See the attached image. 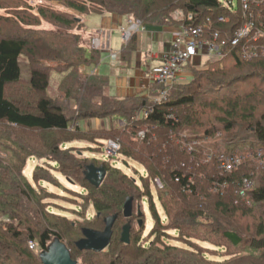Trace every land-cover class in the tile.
Wrapping results in <instances>:
<instances>
[{"label":"trees","instance_id":"16d2710c","mask_svg":"<svg viewBox=\"0 0 264 264\" xmlns=\"http://www.w3.org/2000/svg\"><path fill=\"white\" fill-rule=\"evenodd\" d=\"M48 1H58L68 10L42 4L37 8L38 14H33L28 11L29 5H9V0H0V9L8 11L7 16L0 14V264H43L40 254L56 238L68 241L72 258L79 264H92L93 256H106L109 264H254L251 259H263L264 86L242 88L234 95L229 91L250 77L264 81V0H252L248 12L241 2L235 8H227L221 0ZM175 11L182 12L183 18L175 19ZM74 12H111L159 26L203 25L210 19L211 30L205 37L211 38L213 30L220 31V40L226 42L223 47L226 55L208 62L211 65L204 70L193 69L192 78L175 84L169 97L160 103L151 99L158 94L156 84L150 97L118 98L110 93L108 76L85 71L88 66L99 64L100 51L84 43L83 23ZM250 14L262 35L255 43L256 54L244 56L240 46L233 47L227 40ZM220 17L226 21L220 22ZM42 20L62 30L40 28ZM133 47L134 37L124 47L123 57ZM21 56H26L32 65L30 86L25 88L31 97L26 104L11 92L21 82ZM225 61L230 63L223 64ZM45 62L58 65L52 67ZM52 71L63 74L59 91L64 94V102L48 93ZM107 118L113 123L127 119L132 128L130 132L126 126L119 130L126 136L125 140L120 139V153L143 161L150 177L159 178L164 186L159 197L169 223L162 224L152 205L155 224L151 235L156 240L148 244L140 245L138 237L132 238L131 234L139 195L135 181L105 162L88 163L73 154L72 149L60 147L78 139L93 142L105 139L84 132L79 126L75 130L72 127L77 121ZM141 125L147 126L144 139L137 137ZM118 129L116 126L104 133ZM27 131L39 134L36 141L41 143L34 144V150L26 146L27 142L13 139ZM185 142L192 143V152ZM259 150L262 156L258 155ZM2 152L7 153L5 158L9 162ZM233 155H240L242 164L226 171L223 160ZM31 156L56 161L69 180L89 190V200L97 212L93 222L75 225L50 210L45 201L52 193L40 181L54 180L46 172L34 174L39 187L29 181L23 168ZM88 165L106 170L99 187L86 177ZM245 179L251 180L253 186L241 196ZM129 197L133 198V214L124 224L131 226V241L126 244L121 240L124 226L121 222L127 219L123 210ZM139 208L142 210L141 205ZM115 214L117 219L107 251L77 247L84 229L101 230L105 219ZM237 218H243L244 223ZM200 226H205L203 235H198ZM171 229L190 243L197 239L219 246L216 239L224 238L228 247L238 248L240 254L234 259L215 261L200 251L185 253L177 246L162 243ZM30 242L38 250H33ZM186 254L190 260L181 259Z\"/></svg>","mask_w":264,"mask_h":264},{"label":"rangeland","instance_id":"374dc122","mask_svg":"<svg viewBox=\"0 0 264 264\" xmlns=\"http://www.w3.org/2000/svg\"><path fill=\"white\" fill-rule=\"evenodd\" d=\"M21 1L20 0H15V1L9 0L8 4L9 5H18V4L29 5L31 7V10H29L28 8L27 9L33 14L34 13L38 14L37 8L38 6L42 4L52 6L58 9H62V10H68L65 7H63L61 3L58 1H48V0H25L24 2L23 0ZM221 1L227 8L229 7L228 5L229 1H232L231 6L233 8L237 7L239 3L241 2V0H221ZM7 12L8 11H6L5 9H0V14L4 16L8 15ZM173 17L175 19H182L183 14L182 12L175 11L173 12ZM134 21H139V20L135 19ZM150 21L148 22L150 23ZM142 24H146V22H142ZM39 27L43 29H52V30H58V31L62 30L54 26L53 24L49 23L46 20H42L41 25ZM101 34L102 33L95 32V34L91 33L87 35V38H88L87 47L90 49H94L92 39L93 37H96V36L102 37ZM131 37L132 35L129 37L128 40H126L124 37L123 38L124 40H126V42H129L131 40ZM101 39L105 43L104 38L102 37ZM101 49H105V47L104 48L102 47ZM101 49H97V50H101ZM206 50L207 48L204 47L203 52ZM193 59L187 64V71L191 72V75L193 73L192 72L193 69L194 70H197V69L204 70L211 65L208 62L215 61L218 58L212 54L211 56L205 55L203 57H198L196 60H193ZM45 63L52 67H56L58 65L57 62H45ZM229 63L230 62L226 63V61L223 62V64H229ZM20 65L22 69L21 82L18 85L19 87L15 88L13 91L11 90V92L13 96L18 98L19 101L24 100V102L20 101L22 102V104H26L27 102L30 101V97H31V95L28 94L25 88L30 86L32 65L26 56L20 57ZM64 74H69V72L64 73ZM62 76L63 74H59L55 71H52L51 76H50V84L48 87V93L51 97L53 98L58 97L60 98V100L64 102L65 100L64 94L59 91V83L62 80ZM184 76L187 77L186 72ZM114 83H115V80H114ZM252 85H257L261 88V86H264V81H262V79L260 78L250 77L247 80L242 81L236 84L235 86H233V88L230 89L231 92L229 91V94H233V95L237 94L239 91L242 90V88L245 89ZM114 92H117L116 89ZM114 96L118 98L128 97L123 93L116 94ZM65 105H67V103H65ZM78 126L84 132L86 131L87 133L96 135L98 137H105V139L102 140L99 138L97 141H94V142L89 141V140H84V139H78V140H73L71 142L61 144L60 147L63 150L72 149L73 154H75L77 157L81 158L82 160L88 161V163L95 160L100 165L103 162H105L110 167L118 168L123 173L127 174L129 178L133 179L135 181V184L139 188V195L145 194L146 196L142 197L138 195V198L136 199L135 209H134L135 210L134 214H136V217L132 219V225H133V229L131 232L132 238L138 237L140 245L148 244L149 242L156 240L155 235H151L153 226L155 224V220L153 218V214L151 210L152 205H155V208L160 216L162 224L167 225L169 223V219L162 206V201L159 197L161 194L160 192L163 190L164 186H163L162 181L159 178L150 177L148 168L143 161L138 160L135 157H128L120 153L119 151L120 146H121L120 139L125 140L126 136L125 135L122 136L119 130H121L123 126L124 127L126 126L128 127L127 128L128 131L130 132L132 128L128 126L127 119H123L121 121L117 120L116 122L113 123L110 118H107V119H103V122L102 123L100 122L98 124L96 123V121H93V123L92 121H89V120H86V121L84 120L80 122L77 121L73 125L72 129L75 130L76 127ZM116 126H118L119 129L116 130L115 132L104 133L107 130L111 131ZM146 127H147L146 125H141V128L139 129L138 132H140L142 129H146ZM18 135H19L18 137H15L13 139L20 141V142H27L26 146H29L31 150H34V146H35L34 144L38 145L39 141H36V138L39 137V134H37L36 132L34 133L31 131H27L25 133H19ZM107 136H108V139H106ZM42 151H45V149L42 148ZM2 156L3 158H5V156H7V153L2 152ZM5 161L9 162V158L8 160L5 158ZM262 161H264L263 157H262ZM60 168H61L60 165L56 161L48 159L47 157L41 158L39 156H31L27 158L26 160V164L23 168V174L29 179V181L35 187H39L40 186L39 183L41 182L42 187H44L46 191L52 193L51 196L45 201L50 206V210L52 212L66 217L68 222L73 223L75 225H79L80 223L84 224L83 222L85 221L93 222L96 219L97 212L95 210L93 203L89 200V197H90L89 190L83 185L75 183L72 180H69L68 177L65 176L61 172ZM46 172H48V174L52 176L54 180L53 182H49V181L39 182V181L34 180L35 173H38V174L45 173L46 174ZM158 179L160 180L161 183L158 181ZM140 205L142 206V210L140 208L139 209L144 212L145 217H142V214H139L138 207H140ZM137 209H138V212H137ZM127 220L128 218L124 219V221L121 222L122 223L121 226H123L127 222ZM235 220H237L240 223H244L243 218H237ZM140 221H142L143 226L139 224ZM105 226L106 224L104 226H100L102 227L100 229L104 230ZM197 229L199 230L198 235H203V231H205V226H200V228H197ZM168 234L169 235H166L162 242L164 245L177 246L179 249L186 251L185 253H191L192 251H195V252L200 251L201 253H204V256L209 260H215V261L230 260V259H234L236 255L240 254L239 252L240 250H238V248L237 249L229 248L228 244L225 243L224 238H221V237L216 239L219 241V244H220L218 246L215 243H210L207 241H201L197 239H194V240L192 239V242H195V243H190V241L185 239L181 233L173 229L168 230ZM65 241L68 242L67 240ZM66 242L64 243L66 244ZM30 247L33 250H38L37 245L34 248V242H30ZM197 248H199L200 250H198ZM107 250L108 249H106V251ZM113 251L117 252L115 250ZM228 251L232 253L229 254ZM259 252L262 253V251H259ZM260 253H258V255ZM90 258H91L90 262L92 264H109L108 259H106V256H93ZM182 258H187L188 260L191 259V257H189V254H186L184 257H181V259ZM253 259H251V261L255 262L254 264H264V258L262 259L260 257L257 259L256 258H253ZM79 261L80 263H82L81 257ZM235 264H241V262L235 263Z\"/></svg>","mask_w":264,"mask_h":264},{"label":"crops","instance_id":"0c3cea01","mask_svg":"<svg viewBox=\"0 0 264 264\" xmlns=\"http://www.w3.org/2000/svg\"><path fill=\"white\" fill-rule=\"evenodd\" d=\"M74 13L81 18L83 23L81 33L84 36V43L88 44L87 35L96 32L102 33L101 36L104 38L106 45V49L100 50L101 59L99 64L90 65L85 68V71L108 76L112 95L123 93L126 96L150 97L153 83L149 79L148 68L162 64L165 56L172 49V42L180 30V25H140L138 29L136 28L132 32L131 38L134 37L133 49L128 53H124L123 57V49L127 45L123 38V29L129 28V20L132 18L129 19L127 16L111 12L101 14ZM205 55L211 56L212 54H209L207 50L201 51L193 60ZM138 58H142L141 62ZM185 72L187 77L184 76ZM191 78V72H188L187 66H185L182 81L187 82ZM115 89L117 92H114ZM89 121H92V123L96 121L98 124L102 123L103 119H90Z\"/></svg>","mask_w":264,"mask_h":264},{"label":"built area","instance_id":"2783aa9c","mask_svg":"<svg viewBox=\"0 0 264 264\" xmlns=\"http://www.w3.org/2000/svg\"><path fill=\"white\" fill-rule=\"evenodd\" d=\"M251 1L252 0H241L245 12L249 11ZM231 4V1H229L228 5L231 6ZM188 19L191 20L192 16L190 15ZM219 21L224 22L226 19L220 17ZM209 23L210 19L203 25L180 26V30L172 42V49L165 56L162 64L157 67L148 68V76L151 83L159 86L158 94L151 98L153 102L160 103L169 97L172 87L183 80V70L185 66L196 55L203 51L204 47L207 48L209 54H213L218 58H222L226 55V51L223 48L226 42L220 40V31L213 30L212 34H210L211 38L205 37L208 30H211ZM129 24V28L123 29V37L126 40L132 35L133 30L140 27L141 22L129 20ZM261 35L262 30L256 26L255 20L250 14L249 19L234 30L227 42L233 47L240 46L244 56L256 54L255 50L258 46H256L255 43L258 42ZM92 43L93 47L96 49L105 47L104 43L101 42V38L98 36L93 37ZM138 60L141 62L142 58H138ZM145 136V129L138 132V138L144 139ZM184 144L188 147L189 152H192V143L185 142ZM258 155L262 156L261 150H259ZM262 157L264 159V156ZM242 161L243 159L240 155L230 156L223 160V168L226 171H232L234 168L240 166ZM158 181L160 182L159 179ZM252 186V181L245 179L241 187V196H244ZM35 247L36 244L34 243V248Z\"/></svg>","mask_w":264,"mask_h":264},{"label":"water","instance_id":"95a60500","mask_svg":"<svg viewBox=\"0 0 264 264\" xmlns=\"http://www.w3.org/2000/svg\"><path fill=\"white\" fill-rule=\"evenodd\" d=\"M86 177L89 181L94 184L96 187H99L105 176L106 170L104 167H96L94 165L87 166ZM123 214L125 217L129 218L133 214V198L129 197L125 203ZM139 214H142V211L139 209ZM117 219V215L107 217L105 219V229L104 230H94L86 228L84 229V237L80 239L76 245L80 250L88 249L95 252H102L105 250L112 239L113 236V226ZM142 224V221H140ZM130 224H126L123 227L121 234V240L129 244L130 243ZM40 258L43 264H79L78 261L74 260L71 255L70 249L67 245L59 239H54L48 250L43 251L40 254Z\"/></svg>","mask_w":264,"mask_h":264},{"label":"clouds","instance_id":"9594fccd","mask_svg":"<svg viewBox=\"0 0 264 264\" xmlns=\"http://www.w3.org/2000/svg\"><path fill=\"white\" fill-rule=\"evenodd\" d=\"M231 3H232V1H231ZM229 7H231V6H229ZM131 20H132V19H131ZM141 25H142V22H141ZM99 38H100V37H99ZM125 41H126V40H125ZM101 42L104 43L102 39H101ZM104 46H105V49H106V45H105V43H104ZM94 49L97 50L96 48H94ZM98 49H101V48H98ZM101 50H104V49H101ZM99 51H100V50H99ZM186 66H187V65H186Z\"/></svg>","mask_w":264,"mask_h":264}]
</instances>
